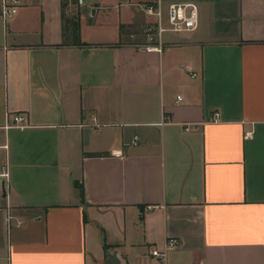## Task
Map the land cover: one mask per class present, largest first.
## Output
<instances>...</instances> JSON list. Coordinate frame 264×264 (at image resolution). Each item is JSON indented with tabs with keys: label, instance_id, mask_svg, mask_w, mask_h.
Masks as SVG:
<instances>
[{
	"label": "crops",
	"instance_id": "obj_1",
	"mask_svg": "<svg viewBox=\"0 0 264 264\" xmlns=\"http://www.w3.org/2000/svg\"><path fill=\"white\" fill-rule=\"evenodd\" d=\"M61 1L0 15V264H264V0ZM156 1L198 25L141 49Z\"/></svg>",
	"mask_w": 264,
	"mask_h": 264
},
{
	"label": "built area",
	"instance_id": "obj_2",
	"mask_svg": "<svg viewBox=\"0 0 264 264\" xmlns=\"http://www.w3.org/2000/svg\"><path fill=\"white\" fill-rule=\"evenodd\" d=\"M21 0H0V15L5 22L12 17L17 11ZM85 0H76V4L82 5ZM139 6L149 14L155 16L154 22L145 26L146 41L140 44L141 49L160 51L164 47L162 34L164 32H184L190 31L198 25V7L193 1L186 2H171L168 4L165 16L160 6L159 1L139 3ZM195 75V72H192ZM180 97V96H178ZM95 117L93 116V119ZM25 120L24 113H12L9 117V124H22ZM165 121H161L163 124ZM0 148L6 150L7 145L1 144ZM10 177V163L8 154L0 156V207L9 206L7 187ZM11 216V215H10ZM21 219L17 220V224L21 223ZM179 242L178 237L169 236L165 239L162 248H153L151 253L157 257H163L167 250L174 248Z\"/></svg>",
	"mask_w": 264,
	"mask_h": 264
},
{
	"label": "trees",
	"instance_id": "obj_3",
	"mask_svg": "<svg viewBox=\"0 0 264 264\" xmlns=\"http://www.w3.org/2000/svg\"><path fill=\"white\" fill-rule=\"evenodd\" d=\"M75 1V0H72ZM67 0L61 1L62 8L66 5ZM63 11V10H62ZM62 43H77L78 38V22L76 16L65 17L62 14Z\"/></svg>",
	"mask_w": 264,
	"mask_h": 264
}]
</instances>
